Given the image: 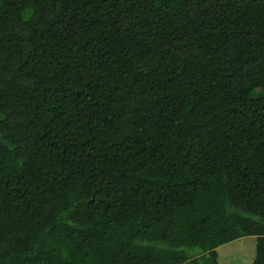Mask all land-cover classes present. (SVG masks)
I'll use <instances>...</instances> for the list:
<instances>
[{"label": "trees", "instance_id": "1", "mask_svg": "<svg viewBox=\"0 0 264 264\" xmlns=\"http://www.w3.org/2000/svg\"><path fill=\"white\" fill-rule=\"evenodd\" d=\"M264 264V0H0V264Z\"/></svg>", "mask_w": 264, "mask_h": 264}, {"label": "rangeland", "instance_id": "2", "mask_svg": "<svg viewBox=\"0 0 264 264\" xmlns=\"http://www.w3.org/2000/svg\"><path fill=\"white\" fill-rule=\"evenodd\" d=\"M256 238L248 237L237 240L219 248L221 264H253Z\"/></svg>", "mask_w": 264, "mask_h": 264}]
</instances>
